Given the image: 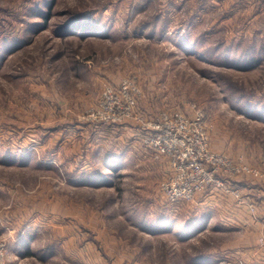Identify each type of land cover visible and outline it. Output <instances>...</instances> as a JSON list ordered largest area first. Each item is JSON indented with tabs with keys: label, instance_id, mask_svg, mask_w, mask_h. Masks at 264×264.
<instances>
[{
	"label": "rangeland",
	"instance_id": "374dc122",
	"mask_svg": "<svg viewBox=\"0 0 264 264\" xmlns=\"http://www.w3.org/2000/svg\"><path fill=\"white\" fill-rule=\"evenodd\" d=\"M127 77L132 115L105 122ZM171 109H201L210 148L258 170L238 185L254 210L165 200L142 136ZM259 217L264 0H0L5 264H264Z\"/></svg>",
	"mask_w": 264,
	"mask_h": 264
},
{
	"label": "built area",
	"instance_id": "2783aa9c",
	"mask_svg": "<svg viewBox=\"0 0 264 264\" xmlns=\"http://www.w3.org/2000/svg\"><path fill=\"white\" fill-rule=\"evenodd\" d=\"M139 93L134 78H124L120 91L108 86L99 103L104 121L115 122L123 115L131 116ZM148 125L142 142L167 163L159 190L168 203L194 201L209 193L212 197L229 195L238 204L254 210L237 182L240 177L257 176L258 170L210 148L201 109L194 116L174 109L163 111ZM0 264H5L1 239Z\"/></svg>",
	"mask_w": 264,
	"mask_h": 264
},
{
	"label": "crops",
	"instance_id": "0c3cea01",
	"mask_svg": "<svg viewBox=\"0 0 264 264\" xmlns=\"http://www.w3.org/2000/svg\"><path fill=\"white\" fill-rule=\"evenodd\" d=\"M238 185H242L243 183L242 182H240L239 180H238ZM214 198V197H213ZM199 200H201V199H199ZM198 200V201H199ZM202 203H204V202H206L207 200H208V198H202ZM218 201H216L217 203H215L216 205H217V209H221L222 211L223 210H226V209H230V207H228V206H230L229 204H228V206H224V203L226 202H230L229 200H227V199H224V197H219L218 199H217ZM202 203H199L198 202V204H202ZM262 204V203H261ZM260 218V217H259ZM257 219H258V217H257ZM260 220L262 221V222H264V220L262 219V218H260ZM228 223V222H227ZM201 223H197L196 225H192V226H190L188 229H189V232L191 231V233H193V232H195V231H197V230H201L202 228H201V226L203 227V229H205L206 228V230L208 229V227H210L209 225H211V222H205V224H201ZM229 224H231V223H229ZM208 226V227H207ZM216 230V229H215ZM236 253H238L237 251H234V255L236 254ZM233 255V256H234ZM236 256V255H235ZM248 263V262H247ZM262 264V263H261Z\"/></svg>",
	"mask_w": 264,
	"mask_h": 264
}]
</instances>
